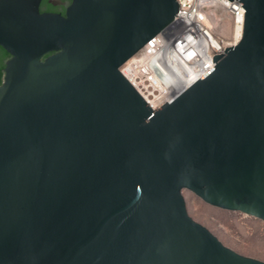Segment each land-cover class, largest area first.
<instances>
[{
	"label": "water",
	"instance_id": "obj_1",
	"mask_svg": "<svg viewBox=\"0 0 264 264\" xmlns=\"http://www.w3.org/2000/svg\"><path fill=\"white\" fill-rule=\"evenodd\" d=\"M40 1L0 0V264H264L182 196L264 225V0H238L239 41L154 110L119 67L176 0Z\"/></svg>",
	"mask_w": 264,
	"mask_h": 264
},
{
	"label": "built area",
	"instance_id": "obj_2",
	"mask_svg": "<svg viewBox=\"0 0 264 264\" xmlns=\"http://www.w3.org/2000/svg\"><path fill=\"white\" fill-rule=\"evenodd\" d=\"M176 2L173 20L119 67L153 110L210 69L213 56L235 45L243 31L245 11L238 0Z\"/></svg>",
	"mask_w": 264,
	"mask_h": 264
},
{
	"label": "rangeland",
	"instance_id": "obj_3",
	"mask_svg": "<svg viewBox=\"0 0 264 264\" xmlns=\"http://www.w3.org/2000/svg\"><path fill=\"white\" fill-rule=\"evenodd\" d=\"M224 28L225 36H229L227 28ZM182 196L188 215L206 227L225 246L264 261V225L261 220L207 204L190 191H182Z\"/></svg>",
	"mask_w": 264,
	"mask_h": 264
},
{
	"label": "flooded vegetation",
	"instance_id": "obj_4",
	"mask_svg": "<svg viewBox=\"0 0 264 264\" xmlns=\"http://www.w3.org/2000/svg\"><path fill=\"white\" fill-rule=\"evenodd\" d=\"M70 0H41L39 4L40 12H54L64 14L66 6L69 4ZM1 54V53H0ZM4 59L5 61L9 58Z\"/></svg>",
	"mask_w": 264,
	"mask_h": 264
},
{
	"label": "trees",
	"instance_id": "obj_5",
	"mask_svg": "<svg viewBox=\"0 0 264 264\" xmlns=\"http://www.w3.org/2000/svg\"><path fill=\"white\" fill-rule=\"evenodd\" d=\"M0 83L2 81L3 76V67H4V59L8 57V54L0 47Z\"/></svg>",
	"mask_w": 264,
	"mask_h": 264
}]
</instances>
